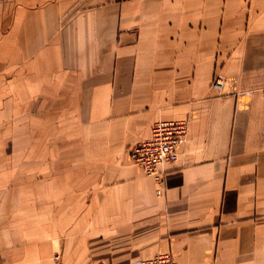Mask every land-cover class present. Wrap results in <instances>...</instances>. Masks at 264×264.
<instances>
[{"label": "crops", "instance_id": "1", "mask_svg": "<svg viewBox=\"0 0 264 264\" xmlns=\"http://www.w3.org/2000/svg\"><path fill=\"white\" fill-rule=\"evenodd\" d=\"M0 76L75 130L0 154V264H264V0H0ZM175 118L157 195L130 153Z\"/></svg>", "mask_w": 264, "mask_h": 264}, {"label": "built area", "instance_id": "2", "mask_svg": "<svg viewBox=\"0 0 264 264\" xmlns=\"http://www.w3.org/2000/svg\"><path fill=\"white\" fill-rule=\"evenodd\" d=\"M212 84L222 90L225 79L216 75ZM188 126L187 118L156 120L151 126L149 137L139 140L130 153V159L139 164L144 174L155 182L157 195L163 193L166 185L164 165L176 160L178 147L186 143ZM133 264H173V257L169 251L160 252L151 257L136 259Z\"/></svg>", "mask_w": 264, "mask_h": 264}, {"label": "rangeland", "instance_id": "3", "mask_svg": "<svg viewBox=\"0 0 264 264\" xmlns=\"http://www.w3.org/2000/svg\"><path fill=\"white\" fill-rule=\"evenodd\" d=\"M216 75H221L225 79V74L220 70L215 71L214 77ZM4 84L6 82L2 81L0 76V154L10 155L12 153L21 154H55L59 152V149H64L65 147L55 146V145H42L43 139L51 138H62V137H74L75 130H55L50 126L52 123H48V115L44 117L42 112L34 113L32 109L27 110L26 99H19V113H11L10 109L12 104L16 105L15 100L10 97L2 96V91L4 90ZM213 85V84H212ZM221 91V90H220ZM47 99L46 101H48ZM36 108L35 110H37ZM36 127V129H34ZM34 137L37 138V142L33 144ZM14 141L13 144H11ZM20 142V145H19ZM30 142V144H28ZM39 143V144H37ZM72 147H68L70 149ZM68 152V151H67ZM24 159H20V165H26ZM28 164V163H27ZM19 201L25 200L26 194H19Z\"/></svg>", "mask_w": 264, "mask_h": 264}, {"label": "bare ground", "instance_id": "4", "mask_svg": "<svg viewBox=\"0 0 264 264\" xmlns=\"http://www.w3.org/2000/svg\"><path fill=\"white\" fill-rule=\"evenodd\" d=\"M189 132V131H188Z\"/></svg>", "mask_w": 264, "mask_h": 264}]
</instances>
